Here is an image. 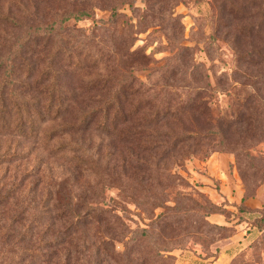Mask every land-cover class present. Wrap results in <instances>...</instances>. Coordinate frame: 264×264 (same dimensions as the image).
<instances>
[{
    "label": "trees",
    "instance_id": "trees-1",
    "mask_svg": "<svg viewBox=\"0 0 264 264\" xmlns=\"http://www.w3.org/2000/svg\"><path fill=\"white\" fill-rule=\"evenodd\" d=\"M151 1L0 0V166L12 174L0 198L2 263L172 264L177 245L226 229L205 220L221 213L214 203L181 191L187 183L175 169L209 138L201 130L212 109L197 91L187 106L161 99L174 80V51L195 57L172 16L164 27L172 55L151 60L146 47L134 48L131 16L141 25L147 11L164 9ZM219 8L230 45L246 42L252 65L263 64L264 0ZM197 64L194 80L204 76ZM262 78L233 98L228 130L252 118L248 109L241 121L235 107L264 96ZM129 206L162 211L146 223Z\"/></svg>",
    "mask_w": 264,
    "mask_h": 264
},
{
    "label": "rangeland",
    "instance_id": "rangeland-1",
    "mask_svg": "<svg viewBox=\"0 0 264 264\" xmlns=\"http://www.w3.org/2000/svg\"><path fill=\"white\" fill-rule=\"evenodd\" d=\"M223 1L162 0L161 7L165 10L160 12L153 8L147 11L141 25L135 16H131L138 39L134 48L146 47L151 60L172 55L165 36L170 30L164 27L172 26L169 23L171 16L174 23H180L181 44L194 50L195 60L175 55L174 51V80H169L171 87L162 88L161 99L171 101L173 105L187 106L197 91L202 93V99L208 100L205 105L212 109L208 124H202L201 130V134L209 138L203 140L204 146L193 149L194 154L175 170L187 183L181 188L183 193L192 195L198 203H203L200 199L203 195L221 211L206 216L205 220L226 229H215L214 233L200 234L177 245L169 253L172 264H191L193 261L199 264L201 260L194 258L199 251L208 253V258L216 254L211 262L217 261V264H264V96L256 93L250 99L251 103L244 106L246 101L243 100L242 106L235 107L240 110L241 121L247 118L249 109L252 112L250 121L235 124L230 130L224 123L226 112L234 108L231 103L235 95L245 97V90L251 91V84L264 76V63L252 65L256 56L248 57L252 48L246 42L241 41V48L230 45L226 36L228 30L218 26L226 18L223 10L218 9ZM136 5L145 7L139 1ZM214 7L215 13H219L215 16L212 13ZM106 13V6L95 9L98 18ZM127 13L133 15L130 11ZM89 25L91 22L88 21L79 23L83 27ZM216 27L219 31L212 32L211 29ZM194 61L198 62L204 75L197 80L192 76ZM149 72L141 73L147 75ZM261 92H264L263 87ZM4 171L5 167L0 166V198L11 188L12 174ZM107 193L115 197V194ZM129 209L140 213L146 223L162 211L157 209L148 213L134 206ZM168 214L172 216L171 211ZM164 221L165 218L160 219L159 224ZM116 248L121 251L122 244L116 243ZM0 264L5 263L0 260Z\"/></svg>",
    "mask_w": 264,
    "mask_h": 264
},
{
    "label": "crops",
    "instance_id": "crops-1",
    "mask_svg": "<svg viewBox=\"0 0 264 264\" xmlns=\"http://www.w3.org/2000/svg\"><path fill=\"white\" fill-rule=\"evenodd\" d=\"M194 258H196L197 260H201V262H198L199 264H205L204 262H208L209 264H217V261L211 262V260H212L211 258H210V259H203V258L198 257L197 255H195ZM193 262H194V261H193ZM193 262H192V263H193ZM192 263H191V264H192ZM194 263H195V262H194ZM194 263H193V264H194ZM178 264H180V262H178ZM187 264H189V263H187Z\"/></svg>",
    "mask_w": 264,
    "mask_h": 264
}]
</instances>
